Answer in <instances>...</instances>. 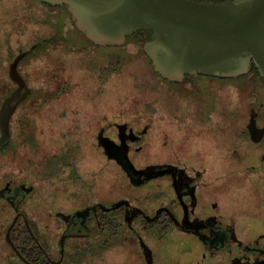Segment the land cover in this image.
<instances>
[{
	"label": "flooded vegetation",
	"instance_id": "1",
	"mask_svg": "<svg viewBox=\"0 0 264 264\" xmlns=\"http://www.w3.org/2000/svg\"><path fill=\"white\" fill-rule=\"evenodd\" d=\"M26 10L41 32L27 35ZM7 25L0 264H264L260 75H186L126 106L120 84L111 98L106 83L121 78L117 60L106 75L36 69L51 47L70 62L91 53L65 5L0 0Z\"/></svg>",
	"mask_w": 264,
	"mask_h": 264
},
{
	"label": "water",
	"instance_id": "2",
	"mask_svg": "<svg viewBox=\"0 0 264 264\" xmlns=\"http://www.w3.org/2000/svg\"><path fill=\"white\" fill-rule=\"evenodd\" d=\"M40 1L65 5L76 28L98 46L123 45L133 33L150 30L143 50L171 82L186 75L237 78L248 74L252 63L264 78V0ZM8 116V105L3 106L0 144L7 140Z\"/></svg>",
	"mask_w": 264,
	"mask_h": 264
},
{
	"label": "rangeland",
	"instance_id": "3",
	"mask_svg": "<svg viewBox=\"0 0 264 264\" xmlns=\"http://www.w3.org/2000/svg\"><path fill=\"white\" fill-rule=\"evenodd\" d=\"M26 1V0H25ZM29 11L26 10V24H28L29 28H27V35L31 30V33L35 32H41L39 29V26H34L35 24L38 23H33V22H29V21H36L34 19H36V17H34V15L29 14ZM41 20V19H40ZM44 20V19H43ZM43 20L39 23L42 26ZM4 28H6L7 30H10L9 25L7 26H1L0 30H4ZM45 28L42 27V30H44ZM4 32V31H1ZM7 33V32H6ZM82 40V39H81ZM79 42V41H78ZM60 42H58L57 44H59ZM81 46L84 50H89L91 53L90 54H84V52H81L77 55V59L73 60L70 62V60L66 61L67 56L64 55L62 56V54L65 52V47H51L49 50H46V53L43 54V58H42V63H40L36 69L39 71H48L50 69H52L55 65L57 66H63L65 67L68 71L69 68L72 67H78L79 65L83 68L82 70H84L85 72L88 71H97V67L101 66V68H99L100 71H103V74H109L110 71H107V66H111L110 64L113 63L112 60H114L115 58L112 57L114 56L116 53L122 52V51H126L127 53H121V57H117L116 60L119 61L120 63V69H121V78L119 80V78H117L116 76H114L113 73L109 74L111 76H109V79L107 80L106 83H108V85L110 86L111 89V98H113V94H114V84H120L121 87V95H122V99L124 101L125 104H127L126 106H129L128 104L131 103L132 99H139L138 98V87H135V82H136V78L134 77V73L138 70L135 66H133V63L135 61L136 58V53L139 52V46L134 42V41H129L127 42L125 47L122 48H116V47H95V46H91L86 39H83L81 42ZM121 46V45H119ZM64 47V48H63ZM62 51V52H60ZM66 53V52H65ZM119 55V56H120ZM69 57V56H68ZM71 59V58H70ZM133 59V60H131ZM112 61V62H111ZM115 61V60H114ZM144 60L142 62V64H144ZM138 63V61H137ZM146 64V62H145ZM105 65V68H103V66ZM113 65V64H112ZM135 65L136 62H135ZM79 71L76 70V73H74L75 76L80 75L82 76V73H78ZM84 72V73H85ZM50 76V74H49ZM66 76H69L68 74H66ZM70 77V76H69ZM64 97V95H63ZM141 102L144 101V99L140 100ZM139 102V103H141ZM60 108H67L66 106H61ZM63 109H60L62 111V113H64L65 111ZM46 117H47V122L44 121V123H42V126L45 127L47 126V129H51L50 128V116L48 114V111L45 112Z\"/></svg>",
	"mask_w": 264,
	"mask_h": 264
},
{
	"label": "trees",
	"instance_id": "4",
	"mask_svg": "<svg viewBox=\"0 0 264 264\" xmlns=\"http://www.w3.org/2000/svg\"><path fill=\"white\" fill-rule=\"evenodd\" d=\"M47 5L51 6L49 4H47ZM74 30L77 34L82 35L88 42H90L93 45H96L93 42H91L89 39H87L85 34L82 33L81 31H79L75 27V25H74ZM151 35H152V32L150 30H139V31L133 33L132 35L128 36L125 44H123L121 46H109L111 48H113V47L122 48V47H125L127 42H129V41H134L139 46V52L136 53L137 55H136L135 61L133 63V66H135L138 69L134 73V77L136 78L135 79L136 80L135 87L139 88L138 89V95H139L138 98L144 99V101H143L144 104H146V102H145L146 98H149L150 94L152 92L157 91V88L159 87L158 85H161V83H165V82H171V81L165 79L164 77H162L159 73H157L154 70L153 63H152L151 59L147 56V54L143 50L144 43L151 38ZM122 52L127 53L126 51L125 52L122 51ZM122 52H120V54ZM120 54L116 53L114 56H112L115 58L114 59L115 61H116L117 57H121ZM114 60H112V61H114ZM131 60H133V59H131ZM143 60L146 62V64H145V62H144V64H142ZM137 61H138V63H137ZM135 62L137 65H135ZM251 72L257 76L260 75L259 70L254 65V63L251 64ZM240 78H242V77H240ZM260 78L264 82V78L263 77H260ZM228 80H230V79H228ZM233 81H234V83L237 84L241 80L233 79Z\"/></svg>",
	"mask_w": 264,
	"mask_h": 264
}]
</instances>
